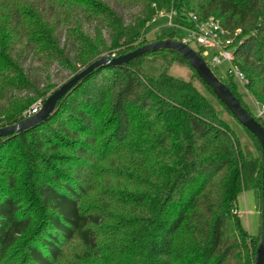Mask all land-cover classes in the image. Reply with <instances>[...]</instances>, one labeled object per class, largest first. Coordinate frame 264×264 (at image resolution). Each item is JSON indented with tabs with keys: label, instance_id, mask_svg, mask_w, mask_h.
<instances>
[{
	"label": "trees",
	"instance_id": "trees-1",
	"mask_svg": "<svg viewBox=\"0 0 264 264\" xmlns=\"http://www.w3.org/2000/svg\"><path fill=\"white\" fill-rule=\"evenodd\" d=\"M114 1L129 21L108 0H0V128L29 117L53 87H36L29 61L41 68L56 60L73 73L176 39L148 37L160 12L175 13L183 28L194 15L240 30L234 64L264 103V0ZM173 62L189 66L206 92L170 74ZM232 78L221 81L264 127ZM223 109L235 119L174 50L92 71L47 120L0 137V264H255L263 158ZM100 170L110 176L87 205ZM247 189L259 199L255 235L238 213Z\"/></svg>",
	"mask_w": 264,
	"mask_h": 264
},
{
	"label": "rangeland",
	"instance_id": "rangeland-1",
	"mask_svg": "<svg viewBox=\"0 0 264 264\" xmlns=\"http://www.w3.org/2000/svg\"><path fill=\"white\" fill-rule=\"evenodd\" d=\"M118 12H120L125 19V21H129V10L125 9L120 6L119 3H117L114 0H108ZM131 9V8H130ZM132 11H135V9H132ZM170 20V14L167 13H161L156 16L152 21H150L147 25L148 29V37L149 38H157L159 36H170L173 35L178 40H186L188 39V32L184 28L176 27L170 24V21H175L174 17H171ZM233 38L238 43L242 36L239 34L232 33ZM189 45L194 48L196 51L198 50V45L194 42L189 43ZM215 53V50L209 49V55L204 57V59L212 65L213 70L217 74V76L222 79L225 82H229L231 80V76L228 73V70L231 68V63L228 61L222 62L220 64H212V58L213 54ZM170 59V56L164 57L162 59H159L158 61H167ZM93 62V61H92ZM29 68L31 69V75L34 80V83L38 89H44L48 85H53V87L48 90L46 99L56 90L58 89L63 83H65L67 80H69L74 74L78 73L82 69H84L86 66L74 71L73 73L70 72L67 68L62 66L59 61H51L49 64H47L45 67L40 68V64L37 59L29 61ZM170 74L177 76L182 79H193L194 83L197 85V87L206 92L205 86L194 77L193 71L189 66L184 65L183 63L179 62H173L171 64ZM232 81L234 84H236V90L239 93L240 99L244 102V104L251 109L252 111H255L257 103H263L260 99H258L251 89L246 87L245 85H242L239 83L235 78H232ZM25 93H23L24 95ZM209 96V95H208ZM211 101L219 107L218 102L209 96ZM44 98H38L34 101V103L31 105L30 109L34 107L36 104H40V108L42 107L44 101ZM222 116L228 122L231 123L232 127L241 136V142L246 143L249 148L255 153L258 154L259 157L262 156L261 149L258 146V143L255 138H253L252 135H250L247 131H244L242 126L224 109L222 110ZM99 174L101 176L100 179H98V184L93 186L92 191L90 192V199L85 202L87 205L92 204V200L94 197L98 194L99 186H103L101 184H104V179H106L108 176V173L104 171H99ZM255 182H252L251 185H254ZM259 203V199L257 200L256 194L252 189H247L243 193L240 194L238 198V208L240 209L241 213L238 210V213L241 215V220L243 224L246 226L248 231L252 234H257L259 232V226H260V216L255 212L256 206ZM246 210H250V213H246ZM252 211L253 214L251 213Z\"/></svg>",
	"mask_w": 264,
	"mask_h": 264
},
{
	"label": "water",
	"instance_id": "water-1",
	"mask_svg": "<svg viewBox=\"0 0 264 264\" xmlns=\"http://www.w3.org/2000/svg\"><path fill=\"white\" fill-rule=\"evenodd\" d=\"M160 50H174L180 53L195 70L197 75L213 91L216 97L226 106L235 119L246 127L258 139L262 148V233L260 243L256 251L255 264H264V127L263 125L244 108L239 99L230 88L215 75L207 61L189 44L182 40L160 39L142 45L125 54L114 56L106 55L94 60L84 69L74 74L69 80L56 89L43 103L38 113L30 115L13 125L0 128V137L28 130L36 124L43 122L55 111L58 101L66 95L81 79L95 69L102 66H118L130 62L146 53Z\"/></svg>",
	"mask_w": 264,
	"mask_h": 264
},
{
	"label": "built area",
	"instance_id": "built-area-1",
	"mask_svg": "<svg viewBox=\"0 0 264 264\" xmlns=\"http://www.w3.org/2000/svg\"><path fill=\"white\" fill-rule=\"evenodd\" d=\"M163 14V13H162ZM175 13L170 14V20ZM191 20L195 24L191 27H184L188 32V39L182 40L187 44L194 42L199 47L203 48L202 57L209 55V49L215 50L212 58V64H220L228 61L231 63V68L228 73L231 77L235 78L242 85H246L248 80L244 72L234 64L235 59V39L232 36V32L226 29L218 19L213 17L208 18L205 21H198L197 17L191 15ZM173 26L181 27L170 21ZM240 30H236L234 34H239ZM40 104H36L30 110V115L38 113L40 110ZM255 114L258 117H264V103H257Z\"/></svg>",
	"mask_w": 264,
	"mask_h": 264
},
{
	"label": "crops",
	"instance_id": "crops-1",
	"mask_svg": "<svg viewBox=\"0 0 264 264\" xmlns=\"http://www.w3.org/2000/svg\"><path fill=\"white\" fill-rule=\"evenodd\" d=\"M255 210H256L255 212L260 216L261 214H260V211H259V208H258V204H257ZM249 211H250V210H246V213H250ZM239 212H240V214H242L241 211H240V209H239ZM253 212H254V211H252L251 213L253 214ZM240 216H241V215H240Z\"/></svg>",
	"mask_w": 264,
	"mask_h": 264
}]
</instances>
